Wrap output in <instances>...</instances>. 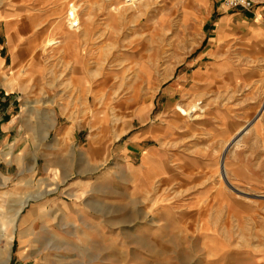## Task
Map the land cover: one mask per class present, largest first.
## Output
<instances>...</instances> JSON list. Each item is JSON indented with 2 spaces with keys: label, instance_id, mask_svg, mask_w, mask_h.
Segmentation results:
<instances>
[{
  "label": "rangeland",
  "instance_id": "rangeland-1",
  "mask_svg": "<svg viewBox=\"0 0 264 264\" xmlns=\"http://www.w3.org/2000/svg\"><path fill=\"white\" fill-rule=\"evenodd\" d=\"M238 10L0 0V82L27 87L0 89V218L37 196L0 264H264V37Z\"/></svg>",
  "mask_w": 264,
  "mask_h": 264
},
{
  "label": "crops",
  "instance_id": "crops-1",
  "mask_svg": "<svg viewBox=\"0 0 264 264\" xmlns=\"http://www.w3.org/2000/svg\"><path fill=\"white\" fill-rule=\"evenodd\" d=\"M255 5L252 10H245L239 9L233 13H227L222 16V21L224 22H231L238 20L239 24L243 27H246L249 23L252 24L251 26L254 30V35L264 37V0H254ZM7 59L0 54V70L6 66ZM16 79L9 75L3 74L1 77L0 82V89L4 90L6 93H19L22 92L23 94L26 93L27 87H23L21 84L24 82H15ZM23 87L24 90L21 91ZM3 100V98H1ZM26 99V98H24ZM24 111V110H23ZM13 120L5 119L2 115L0 116V130L1 131H8L13 130L15 125H13ZM9 253V252H8Z\"/></svg>",
  "mask_w": 264,
  "mask_h": 264
},
{
  "label": "bare ground",
  "instance_id": "bare-ground-1",
  "mask_svg": "<svg viewBox=\"0 0 264 264\" xmlns=\"http://www.w3.org/2000/svg\"><path fill=\"white\" fill-rule=\"evenodd\" d=\"M25 106H27V105H25ZM190 106L191 107H195L196 109L198 107L197 104H192ZM179 110L182 111L183 113H188L187 109L184 108L181 105L179 106ZM145 164H149L150 167H148V168L146 167L144 169L143 174H144L145 179H149L150 180L154 176V174H153L154 169H157V167L160 165V163L158 162V155L155 154V153H153V155H148V158L146 159ZM221 168H222V174L227 177L228 173H227V169H226L225 158L222 159ZM130 169H131V167H130ZM41 195H38V196H41ZM13 197L15 198L14 195H12V198ZM32 197H37V196L31 195V194H28V193L23 195L22 201L20 202L19 209L17 211L10 212L11 215H10V217L8 216L7 219L3 218V217L0 218V233H1V235L5 236L8 245H10L12 240H13V236H14V233H15L16 228H17V221H18L19 215L22 212V210L27 205L30 204V201H31ZM13 200H14V204H15L16 203L15 202L16 199H13ZM5 220L8 221V222L10 221V223H9L10 227L4 230L3 226L6 225Z\"/></svg>",
  "mask_w": 264,
  "mask_h": 264
},
{
  "label": "built area",
  "instance_id": "built-area-1",
  "mask_svg": "<svg viewBox=\"0 0 264 264\" xmlns=\"http://www.w3.org/2000/svg\"><path fill=\"white\" fill-rule=\"evenodd\" d=\"M222 2L228 9L252 10L255 5L253 0H222Z\"/></svg>",
  "mask_w": 264,
  "mask_h": 264
}]
</instances>
